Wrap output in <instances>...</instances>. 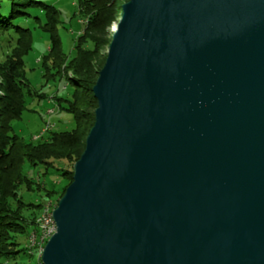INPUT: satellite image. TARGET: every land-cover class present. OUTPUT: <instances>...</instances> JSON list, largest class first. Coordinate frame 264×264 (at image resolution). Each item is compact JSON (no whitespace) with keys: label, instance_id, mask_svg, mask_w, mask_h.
Returning a JSON list of instances; mask_svg holds the SVG:
<instances>
[{"label":"water","instance_id":"95a60500","mask_svg":"<svg viewBox=\"0 0 264 264\" xmlns=\"http://www.w3.org/2000/svg\"><path fill=\"white\" fill-rule=\"evenodd\" d=\"M37 264H264V0H126Z\"/></svg>","mask_w":264,"mask_h":264},{"label":"trees","instance_id":"16d2710c","mask_svg":"<svg viewBox=\"0 0 264 264\" xmlns=\"http://www.w3.org/2000/svg\"><path fill=\"white\" fill-rule=\"evenodd\" d=\"M59 0H0V38L10 53L0 61V264H19L21 255H29L23 240L28 239L30 224L44 204L57 197L55 205L72 181V167L85 147V139L94 124L97 107L92 88L106 55L101 51L109 44L110 26L121 14L126 0H73V18H84L81 32L75 37L73 57L62 51L59 28L65 30L61 11L54 2ZM48 36V50L41 69L47 81L62 80L68 94L55 98L58 109L67 113L73 128L55 131L26 143L9 138L8 124L20 120L25 110V95L31 96L25 79L23 58L32 49L33 32ZM40 167L38 177L55 174L65 183L60 189L47 188L28 178L23 164ZM24 184L29 191L43 192L39 202L26 203L18 193Z\"/></svg>","mask_w":264,"mask_h":264},{"label":"rangeland","instance_id":"374dc122","mask_svg":"<svg viewBox=\"0 0 264 264\" xmlns=\"http://www.w3.org/2000/svg\"><path fill=\"white\" fill-rule=\"evenodd\" d=\"M124 3V2H123ZM57 9L61 11V21L65 30L59 28V36L62 43V51L67 58H72L73 44L75 37L81 32L84 18H73L74 1L73 0H59L54 2ZM118 14L117 21L110 26L109 34L112 35V29L115 28L119 21ZM111 41V39H110ZM110 43V42H109ZM48 36L42 32H33V41L31 51L24 56V73L25 79L29 84L31 96L25 95V110L22 113L20 120L10 121L8 124L9 138L13 136L29 143L35 142L41 136H47V132L42 133L48 124L53 125L55 131L71 130L73 121L71 117L64 111L58 109L55 98H63L68 94V88L62 80L53 82L45 80L41 64L44 55L48 50ZM109 45V44H108ZM108 45L101 51V54L107 55ZM5 42L0 38V61L10 53L11 48H6ZM10 47V46H9ZM53 110L54 113L49 115L48 111ZM24 174L35 181L42 183L46 182V187L60 189L65 181L55 174L46 175L45 177H38L40 167L32 168L24 163ZM18 193L26 203L40 202L43 192L29 191L24 184L19 185ZM57 197H52L50 200L55 202ZM56 208V207H55ZM36 216L39 212H36ZM27 240H23L21 249L27 245ZM36 256L21 255L19 264H37Z\"/></svg>","mask_w":264,"mask_h":264},{"label":"bare ground","instance_id":"6f19581e","mask_svg":"<svg viewBox=\"0 0 264 264\" xmlns=\"http://www.w3.org/2000/svg\"><path fill=\"white\" fill-rule=\"evenodd\" d=\"M114 32V28L112 29V33ZM54 111H48V114H53ZM50 127V128H49ZM53 125L48 124L45 129L48 132ZM49 128V129H48ZM44 129V130H45ZM44 133V131L42 132ZM55 203L49 201L48 203L44 204L41 208L39 215L36 216L35 220L30 224L31 230L29 232L28 238H33V245H26L25 248L28 250V253L32 256H36L37 262L40 261L41 254L43 252L44 242L40 241L42 239V229L41 227L45 224L46 215H52L53 210L55 209ZM28 242V239H27Z\"/></svg>","mask_w":264,"mask_h":264},{"label":"built area","instance_id":"2783aa9c","mask_svg":"<svg viewBox=\"0 0 264 264\" xmlns=\"http://www.w3.org/2000/svg\"><path fill=\"white\" fill-rule=\"evenodd\" d=\"M50 128V127H49ZM48 128V129H49ZM47 129L44 130V133L46 132ZM42 229V239L40 241L45 243L47 242V240L55 233L56 231V225L55 222L53 220L52 215H46V221L45 224L41 227ZM27 245H34L33 244V238H28V243Z\"/></svg>","mask_w":264,"mask_h":264}]
</instances>
